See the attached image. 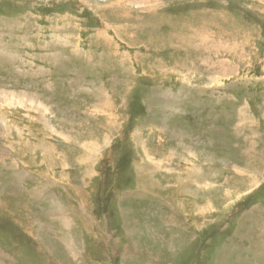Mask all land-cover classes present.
I'll return each instance as SVG.
<instances>
[{"label":"rangeland","instance_id":"rangeland-1","mask_svg":"<svg viewBox=\"0 0 264 264\" xmlns=\"http://www.w3.org/2000/svg\"><path fill=\"white\" fill-rule=\"evenodd\" d=\"M0 264H264V0H0Z\"/></svg>","mask_w":264,"mask_h":264},{"label":"bare ground","instance_id":"bare-ground-1","mask_svg":"<svg viewBox=\"0 0 264 264\" xmlns=\"http://www.w3.org/2000/svg\"><path fill=\"white\" fill-rule=\"evenodd\" d=\"M169 39L173 40V37H171V38H169ZM202 39H203V38H202Z\"/></svg>","mask_w":264,"mask_h":264}]
</instances>
